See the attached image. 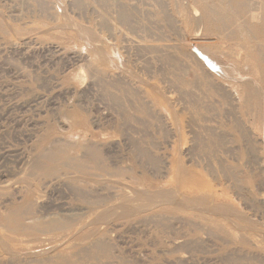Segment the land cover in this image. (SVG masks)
<instances>
[{
  "label": "rangeland",
  "instance_id": "obj_1",
  "mask_svg": "<svg viewBox=\"0 0 264 264\" xmlns=\"http://www.w3.org/2000/svg\"><path fill=\"white\" fill-rule=\"evenodd\" d=\"M80 2L0 0V188L12 187L5 192L0 191V264H264V204L256 203V198L261 196L264 202V190L259 185L264 182V158L255 155L252 160L249 153H237L240 163L253 161L256 168L255 174H246V168L240 164L238 172L243 176L238 184L230 183L232 172L228 163L225 165L229 170L226 169V181L220 182L218 177L215 179L208 172L220 169V162H225L228 157L224 150L231 146L222 147L225 139L216 147L212 146L206 130L211 124L209 120L217 115L216 118H220V113L223 114V92L233 90L231 87L238 88L239 84L234 80L212 77L217 89L210 90L204 83L197 61L193 59L195 57L192 58L193 52L208 69H226L233 73L230 65L236 63L237 56L231 55L236 53V46L222 43L218 36H201L195 40V27L188 21L192 11H123L129 17L125 18L123 14L122 19L119 15L122 11L112 9L113 0ZM212 40L222 44V54H211L223 65L216 64L199 48V45H212ZM140 44L146 46L145 49ZM149 45L155 50L161 49L160 53L156 51L155 55L151 52L154 49L148 53ZM165 46L169 47H166L168 51ZM96 48L104 58L94 55ZM161 52L162 55L167 54L171 61L176 59L179 65L169 62L170 58L165 62L166 56H158ZM123 62L125 70L139 75L141 84H118L116 78L123 69ZM195 70L200 79L198 83L193 80ZM218 86L224 90L220 92ZM195 103L199 104L197 108ZM66 113H74L75 117L69 119L65 117ZM195 122L198 127L193 124ZM112 124H119L125 135L112 137ZM224 134L229 140L233 138L232 132L226 130ZM257 134L264 138L262 133ZM194 135L202 141L194 140ZM48 137L77 142L78 148L73 156L86 165L88 171L86 175L77 173L78 177L105 181L109 177L99 169L110 168L112 162H119L120 167L127 170H123L117 180L127 188L124 185L120 190L115 187L118 185L102 182L104 189L98 190L97 187L96 194L116 199L106 205H97L93 199L86 200L87 203L77 199L69 182L72 180L65 179L64 172L59 176L65 179V185L62 181L55 186L47 184L50 179L32 175L30 163L38 158L43 150L40 142ZM194 143L197 146L201 144L198 150ZM86 145L96 147L102 155L99 157L101 160L84 158L85 151L79 147ZM193 148L197 150L194 153ZM175 162L185 164L191 174H198L204 191L214 190L220 195L226 188L227 197L223 200L238 212L239 217L214 219L215 216L209 214L196 217L190 208L179 210L170 205L127 218L120 217L122 210L116 205L127 197L131 188L148 192L176 191V195L189 199L197 196L174 181L173 175L178 169ZM71 172L74 173L73 170ZM70 175L72 173L66 176ZM20 178L29 179L35 197L45 194V200L40 203V222L51 225H46L44 230L16 233L12 225L4 221L9 211L26 199L27 186L20 183L23 180ZM106 209L111 210L110 215L115 211L118 213L105 219L101 215L108 213ZM247 219L250 223L243 222ZM54 223H59V227H54Z\"/></svg>",
  "mask_w": 264,
  "mask_h": 264
},
{
  "label": "bare ground",
  "instance_id": "obj_2",
  "mask_svg": "<svg viewBox=\"0 0 264 264\" xmlns=\"http://www.w3.org/2000/svg\"><path fill=\"white\" fill-rule=\"evenodd\" d=\"M80 1L82 2V0H80ZM106 1L107 0H105V2ZM113 1L114 2H112L113 3L112 4V9L114 11H117V12L118 11H122V13L119 12L120 13L119 15L122 16L121 17L122 19L124 18L123 17L124 15H125V18L126 17H129V15L123 13V11H127L128 13H129V11L130 12L131 11H136V12L137 11H148V10L150 11V10H153V9L155 11H169V12L170 11H192L191 12V17H190L191 20H188V21L189 22H192L193 25H194V27H195V29H194L195 30V33H196V34L194 33L195 34V40L196 39L198 40L199 38H202L201 36H216V37L218 36L219 39L223 41L222 43H224V44L225 43H232V44H234V46H236V48H237L236 53L234 52L235 54L232 53L233 55H231L232 57H234V56L236 57L237 56L236 63L234 64L232 62V64L230 65V66L233 67L232 68L233 69V73L232 72L230 73L226 69H224L223 71H217V70L214 71L212 69L211 70L208 69L205 66L204 62L201 61L198 58V56L195 55L192 52V55H193L192 58L195 57L193 59H195L197 61L198 67L201 69V75H203L204 83L209 87L210 90H216L217 89V88H215L217 86H214L216 83L213 84V81H212L213 78L212 77H217V78H220V79H223V80H228V79L234 80V83L235 84H237V85L239 84L238 85L239 86L238 88L237 87H231V89H233V90H231V91L228 90V91H224L223 92V95H224L223 100H224V102H223V104L221 106L222 107V110H223V114L220 113V118L218 117L219 119L216 118L217 116H219V115H217L215 117H212L209 120V122L211 124L208 126V129H206V130H207V134L209 136V140H210L211 144H213L212 146H215L216 147L217 144L222 143L223 142L222 140H224V139L226 141L224 143V146H222V147H226L228 144H229V146L231 144V146L229 148L227 147L226 151L224 150V152L227 154L228 157L225 160V162L223 160H222V162H220V164H219L220 165V169H215L214 168L215 171L212 169L213 171H211V172L208 171V172L211 173L210 174L211 176H213L214 178L215 177H218L219 178V181L220 182H223V181H226V179L228 178L227 177V175H228L227 170H228V167H230L231 172H232V175L230 177L231 182L230 181L229 182L230 183H232V182H235L236 183L237 182V184H238V181L242 178L241 177L242 174H240L238 172V170L241 169L240 164H241V166L243 168H246V172H245L246 174H255L256 173V168L252 164L253 161L252 162H247L245 164L244 163L242 164L239 161L240 157L238 158L239 155L237 153H239V152L240 153H243V152L249 153V154H251L253 156L251 158L252 160L255 157V155L256 156L262 155V157L264 158V138L261 139L258 136V134H257V132H260L264 136V132H263V130H264V0H149L150 3L147 0H113ZM75 3H77V2H75ZM83 3L86 4V2H84V1H83ZM74 5H76V4H74ZM99 6H100V4H99ZM79 8H81V7H79ZM95 9L93 11H95ZM126 15H128V16H126ZM117 16H118V14H117ZM79 17H80V15H79ZM170 19H171V17H170ZM120 20L121 19H118V21H120ZM123 21L121 20V22H123ZM125 22H126V20H125ZM125 22H123V23H125ZM130 24L131 23H129V25ZM174 25H175V23H174ZM105 28H106V26H105ZM56 29H57V27H56ZM137 30L135 29V31H137ZM203 32H204V34H203ZM39 34H42V33H39ZM176 34L177 33H175V35ZM92 35H94V34H92ZM96 40L97 39H95V41ZM200 41H194V42H200ZM210 41L208 40L209 43H210ZM212 41H213V43L211 42L212 45H208V46H206V45H199V48H200V50L202 51V53L205 56H207L212 61L217 62L216 64L223 65L220 60L216 61L212 57V54H211V53H214V52H217V53L222 54L223 52L220 51L223 48L221 46L222 44L220 42H217V41L214 42V40H212ZM163 42H164V40H163ZM202 42L205 43L204 41H202ZM125 43H128V41L125 42ZM156 43L158 44V42H156ZM156 43H154V44H156ZM146 44L148 46V43L147 42H146ZM151 45L153 46L152 43H151ZM151 45H149L151 48L147 47L148 50H149V51L147 50L148 53H150V49H154L151 52H154L155 55L157 54L156 51H159L158 53H160L161 49L160 50L159 49L158 50L157 49L155 50V48H157L158 46L157 47L156 46H153L155 48H152ZM145 47L146 46H144V45L142 46L143 49H145ZM166 47H168V46H165V48ZM161 48L163 50V47L162 46H161ZM168 48H166V50ZM171 48L174 49L175 47L174 48L171 47ZM176 48L178 49V47H176ZM101 49H99V50L102 52L103 50H101ZM94 51H95V52H93L94 55L99 56L100 58H104V56H102L99 53V51L97 50V48L94 49ZM137 51H139V50H137ZM231 51H233V50H231ZM162 54L163 53L161 52V54L160 55L158 54V56L159 57L160 56H163L164 58H165V56L167 57V54H164V55H162ZM181 54H183V53H181ZM163 57H161V58H163ZM142 58H144V57H142ZM169 58L167 57L165 59V62L167 61V59L169 61ZM223 59H225V58H223ZM158 60H160V58ZM171 60L172 59L170 58V61L169 62L178 63V62H176V59L175 60L173 59L174 61H171ZM141 62H143V60ZM165 62H164V64H165ZM145 63H147L146 60H145ZM161 63H163V62H161ZM157 64H158V62H157ZM170 64L173 65L172 63H168V65H170ZM178 65H179V63H178ZM123 66L125 67V63L122 65V67ZM180 66H179V68H180ZM122 67L119 68V69H122ZM124 67H123L122 70H120L119 77L116 78L118 84L119 85L120 84H122V85L123 84L129 85V84H131L130 82H132V84L133 83L134 84H138V83L141 84V79L139 78V75L138 76H136L137 74L134 75L135 72L132 73L128 69L125 70L126 68L124 69ZM143 67H145V66H143ZM147 67H145V68H147ZM151 67L152 68H155V67H153V65ZM176 67H174V69ZM180 69H182V68H180ZM177 70L179 71V69H177ZM183 70H184V67H183ZM185 70H188V69L186 68ZM196 71L197 70H195V72L192 73L193 80L195 81V83L200 80L199 77H198V74L196 73ZM202 71H203V73H202ZM161 72H159V73H161ZM182 72H184V71H182ZM185 73H186V71H185ZM180 74H181V72L179 73V75ZM174 75H176V74H174ZM180 76H178V78H180ZM184 77H186V76H184ZM165 79L163 78V80H165ZM182 80L184 81V79H182ZM187 82H189V81H187ZM218 89H219V86H218ZM153 90H156V88L153 89ZM219 90L221 92L222 90H224V88L222 89V87H221ZM133 91H135V90H133ZM217 92H215V93H217ZM138 94H140V93H138ZM217 94L220 95L221 93L219 94V92H218ZM162 96H164V95L162 94ZM217 103H219V102H217ZM195 105H196V108H197L198 107L197 105H199V104L195 103ZM195 105H193V106L195 107ZM209 110H211V109H209ZM65 117L71 119L72 117H75V114L74 113H71V114H67L66 113L65 114ZM207 120L208 119H206V121ZM196 122L193 123V124H196L197 125ZM114 124L111 125V129H112V131L110 133L111 136L112 137H121V136H124L125 135L124 130L119 126V124L118 125L117 124L114 125ZM127 125H130V124H127ZM197 127H198V125H197ZM166 128H168V127H166ZM205 128H207V127H205ZM226 130L233 133V138L232 139L229 140V138L227 136H225L224 132ZM158 134H159V132H158ZM196 137L198 138V136H195L194 137V140L196 139ZM194 140H193V142H196ZM196 140H198V139H196ZM200 141H202V139ZM241 142L244 143L243 146L241 145ZM194 144H196V146H197V143H194ZM236 144H237V146H235ZM44 145L45 146L48 145V147L46 148V147H44ZM180 145H178L177 147H179ZM40 146L43 147V150L41 151V153L38 156V158L35 161H33L32 163H30V166H29L30 172H32V175H35V176L40 177V178H43L44 177L43 180L50 179L49 183H47V184H50V186H55V185L61 183L62 181H63L62 184H64V180L65 179H70L71 178L72 181H69V182L71 183V185H72V187L74 189L73 191L76 192V194H77V199L85 200V202H86V200H88V202H89V201H91L93 199L95 201V204H97V205H106L107 203H109L113 199H116V197H114V196H111V197L110 196H108V197H103L102 196V197H100V196H98L99 193H98V195L96 194L97 193L95 191L96 188L98 187V190H102L103 191L104 188L101 186L102 182H103V184H104V182H106V183L109 182V183L113 184L114 186L115 185H118V187L117 186H115V187L117 189H120V190H122V187H124V185H125V184L123 185V183H121L120 181L117 180V177H119L120 175H122L123 170H127V169H124L123 167L121 168L119 162H112L111 165H110V168L109 167L108 168H103V167L100 168L99 167L100 168L99 170L105 176H108L109 177L108 179H105V181H97L96 179L85 178V177H82V176L81 177H78L76 175L77 173L78 174H82V175H86V174H88V171L86 170V165H84L82 162H79L78 160H76L75 157L73 156V153L78 148L77 142L74 141V140L63 139V138L56 140V139H53V137H48V138H45L44 140H42L40 142ZM93 146H95V145H93ZM200 146H201V144L199 146H197L196 149L198 147L200 148ZM209 147H210V145H209ZM222 147H221V149H222ZM79 148L81 150H84L85 151L84 158H86V159L93 158L92 161L93 160L94 161L101 160L100 159L101 158L100 157L101 154L99 153L100 151L96 147H92V146H87L86 145V146H81ZM196 149L192 150V152L193 151L195 152ZM180 152H181V150H180ZM149 154H151V153H149ZM179 155H180V153H179ZM195 155L192 156V157H195ZM209 155H210V153H209ZM180 156H179V158H181ZM199 158H201V157H199ZM221 158L222 157H220V159ZM257 158H259V157H257ZM110 159H112V158H110ZM193 159H195V158H193ZM228 159H231V162H229ZM192 160H189V162H192ZM249 160H250V158H249ZM99 162H101V161H99ZM179 162H180V159H179ZM179 162H177V163L175 162V164L178 167V169H177V173L174 172V175H173V178L175 179L174 181L177 184L179 183V185H182V187L184 189L187 188V189L191 190V192L196 193L197 196H194L193 198L189 199V198H186V197H183V196L181 197V196H179V194L176 195V191L175 192L173 191L174 193L173 192H169V190L168 191H164V190L161 191L160 190V191H155V192H148V191H145V190L144 191L143 190H132V188L130 187L131 190H130L129 194L127 195V197L121 199L119 201V203L116 205L117 208H121L120 210H122L121 211V214L122 215L120 216V214H119V216L120 217L123 216V217L127 218V217H131V216H135L136 214H139V213L140 214L141 213H147V212H149V211H151V210H153V209H155L157 207H162L164 205H170V206H173V207H175V208H177L179 210L180 209L182 210V208H183V210H185L184 208H190L191 210L194 211V214H195L196 217H202L205 214H209V215L215 216L214 219H216L218 217L227 218V219L230 218V217H236V218L239 217L238 212L235 211V209H233L230 205H228V203H226V200H223V198L227 197L226 196V191H227L226 188H224L225 190L222 191V194H220V195H217L214 192V190L213 191H204L203 190L204 188L202 189V187H201L202 182L200 180L201 178L200 179L198 178L199 177L198 174L197 175L191 174L192 172L187 167L184 166L185 164L182 165L184 163V161L182 162V164L179 163ZM195 162H196V160H195ZM227 163L230 166H228L226 168L225 165L227 166ZM100 164H102V163H100ZM175 164H173V166H175ZM197 164H199V163H197ZM197 164H195V165L196 166H199ZM207 164H210V163H207ZM211 164H212V162H211ZM167 166H168V164H167ZM63 170H65V171H63ZM72 170L74 171V173L71 172ZM129 170H131V168ZM62 172H64L63 176H65V179L64 178H61L59 176ZM69 173L70 174L72 173V175H70L71 177L70 176H66L67 174L69 175ZM257 175H260V174H257ZM218 178H215V179H218ZM20 179H23V178H20ZM20 179H19V182L21 181ZM25 179L26 180L23 179L22 182H20V183H23L24 185L27 186L26 199H25V201L20 206L12 208L11 211H9V214L6 217V219H4V221H6V222H8L9 224L12 225V230L14 232H16V233L21 232V233H25V234H30V233H33V232H37V231L39 232L41 230H44L46 225H51V224L44 223V222H40L41 221L40 220L41 219L40 209H41V206H42V204L40 205V203H42L45 200L44 199L45 198V194L44 195L43 194H39L37 197H35V194H34L35 191L33 189L32 183L30 181H28L29 179L28 180H27V178H25ZM75 181H77V182H75ZM219 181L218 180H215V182L220 183ZM212 183H214V181ZM227 183H228V181H227ZM16 184H18V183H16ZM214 184H216V183H214ZM220 185L223 186L222 183H220ZM259 185H261L262 189L264 190V182L263 183H260ZM236 186L233 185V187H236ZM9 187H10V189L12 188L9 185H6L4 187L1 186L0 191L5 192L7 190H10ZM105 187H107V186L105 185ZM125 187H126V185H125ZM207 188H208V186H207ZM211 188H212V186H211ZM71 189L69 188V190H71ZM107 189H108V187H107ZM109 190H111V187L109 188ZM240 191H242V190H240ZM240 191H239V193H241ZM108 192L110 194V191H108ZM238 196L240 197V195H238ZM247 199H248V197H247ZM221 200H223V201H221ZM248 200H250V199H248ZM251 200H252V198H251ZM256 200H257L256 203H260L259 205L264 204V202H263V196H261L260 198L257 197ZM91 203L89 205H91ZM259 205L257 204V206H259ZM252 206H254V205H252ZM116 207H114V208H116ZM44 208H46V207H44ZM48 209L46 211H48ZM105 211L107 212L108 210L106 209ZM110 211L111 210H109L108 213H104V214L102 213V215L100 213L99 214L101 215V217H104L105 218L106 216H109L110 215ZM112 211H113V209H112ZM114 213H112V215H110V216H113ZM116 213H118V211ZM100 215H99V217H100ZM99 217H98L99 220H101V219L103 220V218H99ZM248 219L247 220H244L243 222H245V221L248 222ZM103 221H105V220H103ZM230 222L233 224L232 221H230ZM248 223H250V221ZM95 224H98V222L95 223ZM53 225H54V227H59V223H54ZM249 225H252V224H249ZM64 227H66V226H64ZM235 227H236V225H235ZM241 227H239V228H241ZM254 227H255V225L252 228L254 229ZM40 228H42V229H40ZM239 228H237V229H239ZM56 230H58V229L56 228ZM59 230H60V228H59ZM206 230H209V229H206ZM208 235H210V234H207V236ZM2 243H3V241H2ZM97 247H99V245H97ZM51 249L53 250V248H51ZM214 252H216V251H214ZM236 262H237V260H236Z\"/></svg>",
  "mask_w": 264,
  "mask_h": 264
}]
</instances>
